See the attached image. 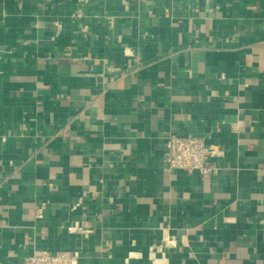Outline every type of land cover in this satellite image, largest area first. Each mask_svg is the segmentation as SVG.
<instances>
[{"label":"crops","instance_id":"crops-1","mask_svg":"<svg viewBox=\"0 0 264 264\" xmlns=\"http://www.w3.org/2000/svg\"><path fill=\"white\" fill-rule=\"evenodd\" d=\"M123 1L0 0V264H264V0Z\"/></svg>","mask_w":264,"mask_h":264},{"label":"built area","instance_id":"built-area-1","mask_svg":"<svg viewBox=\"0 0 264 264\" xmlns=\"http://www.w3.org/2000/svg\"><path fill=\"white\" fill-rule=\"evenodd\" d=\"M129 1H123L125 8H128ZM223 156L224 151L219 147L209 145L203 138L195 135L168 133L164 137L163 159L170 171L198 174L203 178L210 177L216 170L214 163ZM44 211L43 206L36 207L35 218L43 219ZM260 223L264 228V219ZM69 230L76 232L79 229L72 227ZM152 252L153 248L150 249V257ZM154 261L158 262L155 259ZM23 264H81V253L69 250L57 252L45 250L39 254L27 256Z\"/></svg>","mask_w":264,"mask_h":264}]
</instances>
